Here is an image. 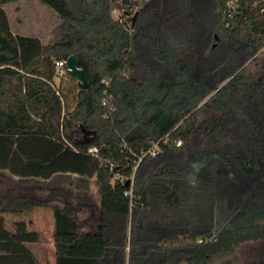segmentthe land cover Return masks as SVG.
Here are the masks:
<instances>
[{"label": "trees", "instance_id": "16d2710c", "mask_svg": "<svg viewBox=\"0 0 264 264\" xmlns=\"http://www.w3.org/2000/svg\"><path fill=\"white\" fill-rule=\"evenodd\" d=\"M19 1L0 0V136L57 144L48 161L23 157L41 172L19 183L95 200L99 230L81 231L71 203L16 189L0 194V214L51 210L55 264H208L264 240L262 0H242L244 19L227 30L229 0H204L212 42L220 29L230 47L210 74L181 56L194 55V0H38L62 20L47 44L13 32L5 7ZM70 57L86 90L57 67ZM59 72L70 88H56ZM4 148L7 166L14 152ZM0 264L43 263L0 226Z\"/></svg>", "mask_w": 264, "mask_h": 264}, {"label": "rangeland", "instance_id": "374dc122", "mask_svg": "<svg viewBox=\"0 0 264 264\" xmlns=\"http://www.w3.org/2000/svg\"><path fill=\"white\" fill-rule=\"evenodd\" d=\"M151 1V0H144ZM193 26L188 30V39L193 46L194 55L186 57L182 52V58L196 66L197 71L202 74H210L221 59L229 53L230 47L227 39L222 35L220 29L217 33V42H212L213 32L209 28V14L205 7L204 0H194ZM11 28L15 34L22 36L37 37L44 44L53 43L60 37L62 20L47 6L38 0H21L5 7ZM116 16V15H115ZM223 30V29H222ZM215 44V46H214ZM212 47V51L208 49ZM183 43L182 50L186 49ZM208 51V52H207ZM259 54H256L257 57ZM260 56V55H259ZM259 74L257 68L251 67ZM65 72H59L56 80V88L60 80L65 79ZM65 88H70V82L63 80ZM0 148L11 147L14 152L12 160L7 166L0 161V181L3 186L0 194L9 189H16L20 195L32 196L41 199H55L64 203H71L81 211L77 214L81 223V231H98V224L92 223L90 217H97L95 207L97 203L89 197H83L77 193L47 187L45 185L28 186L19 183L21 179L40 178L41 168L38 166H25L23 157L39 156L48 161L58 152V145L49 139L42 137H22L20 139L0 136ZM51 149V150H49ZM54 153V154H53ZM21 157V158H19ZM99 204V201H98ZM83 205V206H82ZM15 216V215H13ZM3 221V220H1ZM99 221V217L98 220ZM6 225L19 240L28 244L35 257L43 264H55L54 252V218L49 209H35L23 215L21 218L6 219ZM186 264V263H183ZM208 264H264V240L245 242L227 256L218 258Z\"/></svg>", "mask_w": 264, "mask_h": 264}, {"label": "built area", "instance_id": "2783aa9c", "mask_svg": "<svg viewBox=\"0 0 264 264\" xmlns=\"http://www.w3.org/2000/svg\"><path fill=\"white\" fill-rule=\"evenodd\" d=\"M241 3H242V0H229L228 1L226 5V9L223 14L224 17H227L229 19V21L225 25V28H224L225 30L234 28L244 19L247 6H243ZM262 3H264V0H262ZM262 11H264V8H262ZM114 15H117V14L114 13ZM230 21H234L233 26L230 24ZM263 51L264 49L261 52ZM65 65H66V62L57 63V67L59 69L64 68ZM111 82H112L111 79H103L101 81V84L104 86L102 106L107 109V117L111 116V114L114 111L112 101H111L112 96L110 95ZM181 145H182L181 142L177 143V146H181ZM157 149L158 147L157 145H155L153 149L151 148L148 152L145 153V156L147 155L156 156ZM89 152L94 155L98 153L97 149H91Z\"/></svg>", "mask_w": 264, "mask_h": 264}, {"label": "water", "instance_id": "95a60500", "mask_svg": "<svg viewBox=\"0 0 264 264\" xmlns=\"http://www.w3.org/2000/svg\"><path fill=\"white\" fill-rule=\"evenodd\" d=\"M137 16L138 14H135L133 18L134 21L136 20ZM66 66L68 73L78 81L81 89L86 90L89 84L88 81L86 80L85 73L77 67L76 59L74 57H70L66 62ZM82 130L84 131L85 135H95V132L93 133L86 132L83 128ZM127 186H129V183H127Z\"/></svg>", "mask_w": 264, "mask_h": 264}, {"label": "crops", "instance_id": "0c3cea01", "mask_svg": "<svg viewBox=\"0 0 264 264\" xmlns=\"http://www.w3.org/2000/svg\"><path fill=\"white\" fill-rule=\"evenodd\" d=\"M35 210V209H33ZM33 210L29 211V212H33ZM27 212V213H29ZM27 213H24V214H9V213H4V214H0V226H2L3 228H5L6 230L10 231L12 229H10L7 225H6V222H3L4 220L6 219H12V218H21L23 215L27 214ZM15 215V216H13ZM3 220V221H1ZM11 232V231H10ZM12 233V232H11ZM23 243H25L24 241H22ZM26 246H28L27 243H25ZM54 252H55V246H54Z\"/></svg>", "mask_w": 264, "mask_h": 264}, {"label": "flooded vegetation", "instance_id": "af4514ba", "mask_svg": "<svg viewBox=\"0 0 264 264\" xmlns=\"http://www.w3.org/2000/svg\"><path fill=\"white\" fill-rule=\"evenodd\" d=\"M210 30H211V29H208V28H207V32H209ZM211 31H212V30H211ZM214 46H215V44H214ZM214 46H213V47H214Z\"/></svg>", "mask_w": 264, "mask_h": 264}]
</instances>
